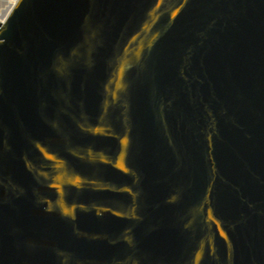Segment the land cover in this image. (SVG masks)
Instances as JSON below:
<instances>
[{"label":"water","instance_id":"1","mask_svg":"<svg viewBox=\"0 0 264 264\" xmlns=\"http://www.w3.org/2000/svg\"><path fill=\"white\" fill-rule=\"evenodd\" d=\"M0 264H264V0H16Z\"/></svg>","mask_w":264,"mask_h":264},{"label":"rangeland","instance_id":"2","mask_svg":"<svg viewBox=\"0 0 264 264\" xmlns=\"http://www.w3.org/2000/svg\"><path fill=\"white\" fill-rule=\"evenodd\" d=\"M16 2V0H0V19L8 14L11 6Z\"/></svg>","mask_w":264,"mask_h":264},{"label":"bare ground","instance_id":"3","mask_svg":"<svg viewBox=\"0 0 264 264\" xmlns=\"http://www.w3.org/2000/svg\"><path fill=\"white\" fill-rule=\"evenodd\" d=\"M1 20V19H0Z\"/></svg>","mask_w":264,"mask_h":264}]
</instances>
